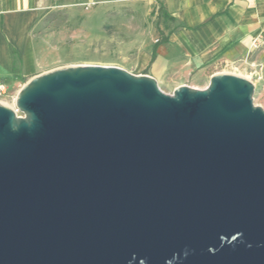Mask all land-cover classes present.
Instances as JSON below:
<instances>
[{"label": "water", "instance_id": "95a60500", "mask_svg": "<svg viewBox=\"0 0 264 264\" xmlns=\"http://www.w3.org/2000/svg\"><path fill=\"white\" fill-rule=\"evenodd\" d=\"M79 64L0 102V264H264V108Z\"/></svg>", "mask_w": 264, "mask_h": 264}, {"label": "crops", "instance_id": "0c3cea01", "mask_svg": "<svg viewBox=\"0 0 264 264\" xmlns=\"http://www.w3.org/2000/svg\"><path fill=\"white\" fill-rule=\"evenodd\" d=\"M161 16L159 37L138 58L144 73L159 82L184 84L193 73L205 74L211 66L239 64L238 69L256 85L264 82V0H156ZM40 0H0V75L20 71L35 74L36 57L30 28L40 16ZM31 47L33 66L30 68ZM12 48L18 54L13 67ZM155 57L153 58V54ZM250 62L261 64V77L252 74ZM7 82V81H6Z\"/></svg>", "mask_w": 264, "mask_h": 264}, {"label": "rangeland", "instance_id": "374dc122", "mask_svg": "<svg viewBox=\"0 0 264 264\" xmlns=\"http://www.w3.org/2000/svg\"><path fill=\"white\" fill-rule=\"evenodd\" d=\"M40 16L30 28L36 57L35 74L79 64L122 67L142 74L139 55L157 42L161 16L156 0H40ZM30 68L33 66L31 47ZM243 74L225 64L211 66L205 74L193 73L184 84L205 88L214 73ZM10 87L5 105L15 107L14 96L30 78L20 71L4 75ZM159 87L172 94L174 81L159 82ZM255 105L264 108V82L253 94Z\"/></svg>", "mask_w": 264, "mask_h": 264}, {"label": "built area", "instance_id": "2783aa9c", "mask_svg": "<svg viewBox=\"0 0 264 264\" xmlns=\"http://www.w3.org/2000/svg\"><path fill=\"white\" fill-rule=\"evenodd\" d=\"M262 43H264V40L262 37L259 35L257 36L253 41H252V48L256 49L258 48ZM226 66H230L231 68L238 69L239 64L237 63H226ZM250 66L254 68L252 70V74H256L258 77H261V64L260 63H255V62H250ZM249 78V77H248ZM251 79V78H250ZM10 95V87L8 83L5 81V79L0 75V101L6 99ZM16 96H14L15 100ZM14 109L19 112V109L15 106Z\"/></svg>", "mask_w": 264, "mask_h": 264}, {"label": "trees", "instance_id": "16d2710c", "mask_svg": "<svg viewBox=\"0 0 264 264\" xmlns=\"http://www.w3.org/2000/svg\"><path fill=\"white\" fill-rule=\"evenodd\" d=\"M12 55H13V67L18 69L17 61H18V54L16 49L12 48ZM155 57V53L153 54V58Z\"/></svg>", "mask_w": 264, "mask_h": 264}, {"label": "bare ground", "instance_id": "6f19581e", "mask_svg": "<svg viewBox=\"0 0 264 264\" xmlns=\"http://www.w3.org/2000/svg\"><path fill=\"white\" fill-rule=\"evenodd\" d=\"M241 75H243V74H241ZM243 76H245V75H243ZM1 103H3V104H5V102H3V100L2 101H0Z\"/></svg>", "mask_w": 264, "mask_h": 264}]
</instances>
